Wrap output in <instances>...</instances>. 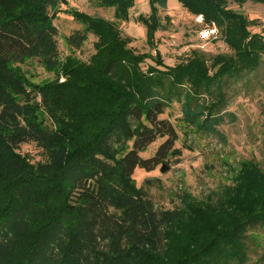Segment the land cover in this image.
Returning <instances> with one entry per match:
<instances>
[{
  "label": "trees",
  "instance_id": "16d2710c",
  "mask_svg": "<svg viewBox=\"0 0 264 264\" xmlns=\"http://www.w3.org/2000/svg\"><path fill=\"white\" fill-rule=\"evenodd\" d=\"M104 1L117 7L122 20L133 4ZM180 2L195 16L203 15L207 26L216 23L223 29L235 52V58L218 59L222 66L213 76L200 59L159 69L164 65L161 54L156 66L141 72L138 65L149 56L136 55L128 47L130 40L113 26L78 13L72 17L85 29L68 37V45L79 49L87 35L94 34L99 67L76 64L65 73L66 84L33 87L20 72L21 65L32 60L46 70L61 65L59 29L50 15L58 0H25L21 11L18 0H0V264L247 262L250 232L264 227V176L258 170L244 175L218 208L197 205L189 196H183L181 208H159L147 188L137 187L133 179L138 169L151 172L174 153L177 131L161 117L175 102H182L188 124L226 141L219 128L237 119L225 112L224 90L249 82L264 56V38L253 34L247 18L228 10L224 0ZM167 3L152 0L149 43L158 26L157 10ZM187 80L196 82L194 94L183 90ZM206 93L216 94L217 104L208 105ZM38 99L49 108L77 104V122L69 117V128L76 130L47 128L35 109ZM99 117V124L92 126ZM160 138L165 141L156 153L142 157ZM25 144H36L47 160L31 163L19 152ZM222 206L231 208L229 217L221 218ZM182 232L188 245L160 259L169 241Z\"/></svg>",
  "mask_w": 264,
  "mask_h": 264
},
{
  "label": "rangeland",
  "instance_id": "374dc122",
  "mask_svg": "<svg viewBox=\"0 0 264 264\" xmlns=\"http://www.w3.org/2000/svg\"><path fill=\"white\" fill-rule=\"evenodd\" d=\"M224 2L228 10L247 18L250 22L249 30L253 34H260L264 38V3L254 0ZM24 5L25 0H18L17 11H21ZM153 11L152 0H133L127 18L122 20L117 15V7L105 5L104 0H58L57 6L50 10V15L59 29L60 67L46 70L38 61L32 60L21 65L19 70L29 86L41 87L66 84L69 78L65 73L76 64L99 67L101 61L96 59L99 52L98 38L94 34L89 33L87 41L79 49L68 45V37L85 29L81 21L72 17L78 13L113 26L121 38L130 40L128 47L136 55L149 56L138 65L141 72L156 66L155 58L159 54L164 62L159 69L187 66L192 60L200 59L210 76L221 68L222 64L216 63L219 58H235L234 50L225 41L223 29L216 23L211 25L214 24L217 28V36L209 41L201 39L200 31L206 25L197 23L199 15L195 16L188 11L180 0H168L166 8H158V26L153 32L154 40L149 43L148 25H153ZM142 18L145 20L142 21ZM115 81L126 85L125 80ZM183 84L186 94L196 92L193 85H196L195 81L193 83L187 80ZM224 91L228 100L225 112L233 113L237 119L234 123L226 120L219 128L226 141L200 132L188 124L182 112V102H175L161 117L171 122L177 131L178 141L174 153L166 164L151 172L138 169L133 176L137 187L145 186L159 208H181L183 196H189L191 201L202 207L209 205L218 208L229 190L239 188L238 183L244 175L255 169L264 176V56L260 70L249 76V82H238ZM203 99L210 106L217 104L216 94L206 93ZM35 103L38 117L47 128L60 132L76 130L69 128L72 120L69 117L75 121L73 109L77 104L67 107L70 109H59L49 108L41 99ZM100 120L101 117L97 118L92 126L99 124ZM164 141L165 138L158 139L142 157H152ZM19 152L28 156L33 164L47 160L46 153L36 144L22 145ZM234 199H237L236 195ZM221 209V218L224 214L230 216L231 208L222 206ZM185 237L183 232L176 234L160 259L165 260L178 247L188 245ZM247 246L245 264H264V227L250 232Z\"/></svg>",
  "mask_w": 264,
  "mask_h": 264
},
{
  "label": "built area",
  "instance_id": "2783aa9c",
  "mask_svg": "<svg viewBox=\"0 0 264 264\" xmlns=\"http://www.w3.org/2000/svg\"><path fill=\"white\" fill-rule=\"evenodd\" d=\"M196 21L201 25H206L205 18L202 15H199ZM217 33L218 31L214 24L210 26L206 25V27L200 31V36L203 41H209L210 39L216 37Z\"/></svg>",
  "mask_w": 264,
  "mask_h": 264
}]
</instances>
